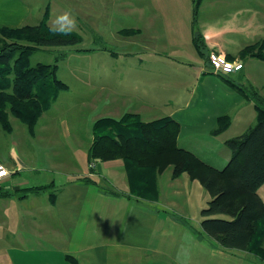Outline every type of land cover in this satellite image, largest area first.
Masks as SVG:
<instances>
[{
	"label": "crops",
	"instance_id": "obj_1",
	"mask_svg": "<svg viewBox=\"0 0 264 264\" xmlns=\"http://www.w3.org/2000/svg\"><path fill=\"white\" fill-rule=\"evenodd\" d=\"M193 17V0H0V27L45 21L81 41L85 36L86 54L102 56L99 76L75 75L86 88H100L99 101L93 92L64 101L61 91L32 130L11 114L10 129L0 126V162L8 170L0 180V264H264L202 229L201 210L210 197L198 178L187 172L174 177L169 165L156 175V192L140 196L131 192L121 158L94 159L95 168H89L97 119L168 117L144 116L178 99V88L205 85L206 53L232 57L258 28L252 0H201L195 22ZM197 33L204 55L193 41ZM157 88L174 92L164 94L163 102L153 92ZM201 91L207 104H215L213 90ZM176 121L178 146L213 167L227 164L225 145L184 139Z\"/></svg>",
	"mask_w": 264,
	"mask_h": 264
},
{
	"label": "trees",
	"instance_id": "obj_2",
	"mask_svg": "<svg viewBox=\"0 0 264 264\" xmlns=\"http://www.w3.org/2000/svg\"><path fill=\"white\" fill-rule=\"evenodd\" d=\"M200 2L193 0L194 22ZM0 31L12 38V42L0 46V126L4 131L10 129L11 114L32 130L42 112L67 86L56 75V63L32 65L30 55L41 47L76 45L81 37L66 28L50 27L45 21L17 28L2 26ZM193 41L204 55L202 35L197 33ZM249 53L264 61V35L239 50L241 57ZM239 92L244 94L240 89ZM255 108V123L225 141L230 158L222 169L178 146L179 123L173 118L144 122L135 113L97 119L89 157L102 161L121 158L130 190L140 196L156 192V175L169 165L174 177L187 172L198 178L210 197L201 210L202 229L220 245L247 250L264 261V202L257 192L264 183V109L257 103ZM223 118H218L213 133L225 129ZM220 214L227 218L219 217Z\"/></svg>",
	"mask_w": 264,
	"mask_h": 264
},
{
	"label": "rangeland",
	"instance_id": "obj_3",
	"mask_svg": "<svg viewBox=\"0 0 264 264\" xmlns=\"http://www.w3.org/2000/svg\"><path fill=\"white\" fill-rule=\"evenodd\" d=\"M252 3L254 16L256 17L255 21L258 23V28L254 30L253 40L246 45L256 43L264 35V31H262V28H264V13L262 11V9H264V0H252ZM258 17L259 19H257ZM11 39V37L0 31V46L6 44L7 42H12ZM22 42L28 43L24 41ZM78 48L82 49L78 50ZM84 48H86L85 36L83 41L76 45L41 47L37 48L30 55V63L32 65L37 62L56 63V75L58 79L63 81L67 86V88L61 92L64 97H66L64 101H67V99L72 97V95H77V93L81 92H87V95L93 92V98L96 99V101H99L100 99V88L98 89L96 87L94 89L92 86L86 88L84 84L81 85L84 82H80L79 79H75L76 73L85 76H92V79L93 76H99L101 74L102 56H98V54L95 56H88L86 54L88 52L85 51ZM205 49L206 48L203 46L202 51L204 54L206 51ZM210 52H216L226 58L241 61L244 67L242 70H239V72L236 71V73L232 72L229 74H216L213 71L208 72L207 67H204V70L202 71L206 72L205 74L209 73L204 77L206 78L205 85H202L203 83H201L197 87L193 88V86L196 85L195 82L192 86L189 84L187 91L186 89L183 91V89L178 88L176 93H181L178 99H172L173 103H167L159 108L155 107L156 113L152 115H145L144 117H156L162 115L172 117L181 123L182 131L180 135H182L181 137L184 139L194 138L196 141H210V143L214 146L218 143L221 147H223L225 143L222 141L243 133L249 126L255 123V103L264 109V61L251 57V53L247 54V56L241 57L239 52L235 51V53H233L234 56L227 57V55L222 52L211 50L206 53V63H208V65V55ZM15 56H18V54H15ZM117 66L123 70V73H130V67L128 65H121L118 63L115 67ZM108 68V65H104L103 69L105 74ZM220 75H224L223 77L232 83V86H230L224 78H221ZM82 80L85 81L86 78H83ZM124 84L127 86V83L124 82ZM156 84L162 85L161 82H157ZM80 85L83 91L79 88ZM202 87H207L213 90L215 93V104H207V98L203 96L201 91ZM237 87H241L244 94L239 92ZM191 89H193L194 92L196 91L195 94L194 92L192 95L190 94L189 90ZM153 92L156 96L162 97L164 94L173 93L174 89L164 90L162 88H157ZM161 100H164L163 102L166 101L164 97H162ZM81 110L83 114H86L88 111L86 108H81ZM145 111L147 112L145 114H150L149 108H145ZM123 115L124 114L121 116ZM220 116H224L223 121L227 124L222 132L215 134L212 130L216 127ZM139 119L141 120L140 116ZM212 119H214L215 126L214 123L212 124ZM11 120L13 121L14 118L11 117ZM219 145H217V149L220 148ZM226 149L229 151L227 147ZM223 166L224 164L219 161L218 169H222ZM89 168H95V161L94 167L89 166ZM257 192L264 202V183L258 188ZM219 217L227 218V215L220 214Z\"/></svg>",
	"mask_w": 264,
	"mask_h": 264
},
{
	"label": "built area",
	"instance_id": "obj_4",
	"mask_svg": "<svg viewBox=\"0 0 264 264\" xmlns=\"http://www.w3.org/2000/svg\"><path fill=\"white\" fill-rule=\"evenodd\" d=\"M209 69L216 74H229L240 70L243 63L238 60L228 59L216 52H210L208 55ZM94 159L90 161L89 166L94 167ZM8 175V170L3 163L0 162V180L2 177Z\"/></svg>",
	"mask_w": 264,
	"mask_h": 264
}]
</instances>
